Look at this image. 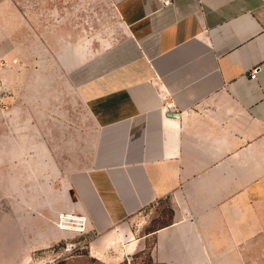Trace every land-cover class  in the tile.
<instances>
[{
  "label": "crops",
  "instance_id": "crops-1",
  "mask_svg": "<svg viewBox=\"0 0 264 264\" xmlns=\"http://www.w3.org/2000/svg\"><path fill=\"white\" fill-rule=\"evenodd\" d=\"M53 1L84 21L48 41L0 0V264L52 259L33 252L77 233L62 211L131 241L192 178L199 211L155 231V259L264 264V0ZM44 45H67L51 73Z\"/></svg>",
  "mask_w": 264,
  "mask_h": 264
},
{
  "label": "rangeland",
  "instance_id": "rangeland-1",
  "mask_svg": "<svg viewBox=\"0 0 264 264\" xmlns=\"http://www.w3.org/2000/svg\"><path fill=\"white\" fill-rule=\"evenodd\" d=\"M22 2L23 9L29 14L34 26L43 32L44 38L50 41L51 32L57 28H75L79 31L78 24H83L84 19L79 17H60L57 18L55 11L57 7L53 0H19ZM55 10V11H54ZM59 26V27H58ZM74 31V30H73ZM67 45H44L45 69L51 73L50 64L53 59L57 60L60 56L59 47ZM47 65V66H46ZM47 100V99H45ZM51 168V167H50ZM45 168V185H50L52 174L47 173ZM199 183V179H189L186 194L178 192L161 198L143 213L132 217L130 227L134 236L131 241H120L111 243L110 241L99 240L96 233L83 232L73 233L66 243H58L48 250L35 251L33 254L42 252L44 257L54 255L44 264H162L155 257L156 236L155 231L163 228L181 218H185V206L191 211H199V194H195L194 187ZM61 189L63 186L60 187ZM49 188L45 187V191ZM50 190V189H49ZM48 190V191H49ZM46 197V196H45ZM185 197L188 198L187 203ZM192 215L189 216L191 218ZM209 228V227H205ZM132 243L130 248H125ZM107 244V245H106ZM109 244V245H108ZM102 250L103 253H100ZM217 259H215L216 261ZM218 264H229L226 259H220Z\"/></svg>",
  "mask_w": 264,
  "mask_h": 264
},
{
  "label": "built area",
  "instance_id": "built-area-1",
  "mask_svg": "<svg viewBox=\"0 0 264 264\" xmlns=\"http://www.w3.org/2000/svg\"><path fill=\"white\" fill-rule=\"evenodd\" d=\"M169 2V0H167ZM261 69V65H256L251 70V77L255 78L257 73ZM173 108V103L168 104V109ZM87 216L82 213L72 212V211H62L58 215L57 224L59 227L64 229H70L77 233H83L87 228Z\"/></svg>",
  "mask_w": 264,
  "mask_h": 264
},
{
  "label": "water",
  "instance_id": "water-1",
  "mask_svg": "<svg viewBox=\"0 0 264 264\" xmlns=\"http://www.w3.org/2000/svg\"><path fill=\"white\" fill-rule=\"evenodd\" d=\"M167 115L177 117L179 115V113L178 112H174V111H168Z\"/></svg>",
  "mask_w": 264,
  "mask_h": 264
}]
</instances>
